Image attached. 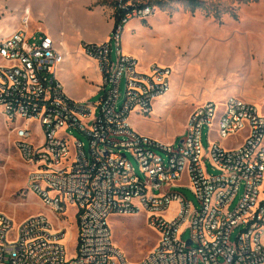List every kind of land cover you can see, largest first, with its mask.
Wrapping results in <instances>:
<instances>
[{"label": "built area", "instance_id": "1", "mask_svg": "<svg viewBox=\"0 0 264 264\" xmlns=\"http://www.w3.org/2000/svg\"><path fill=\"white\" fill-rule=\"evenodd\" d=\"M116 11L121 22L111 42L84 46L103 79L97 103L66 94L58 76L64 56L51 38L28 34L29 10L23 29L0 42V116L15 126L30 188L58 215L77 209L80 231L76 257L69 260L61 243L66 231L54 235L46 217L17 229L0 213V264H130L114 243L110 219L132 214H146L159 234L139 264H264V117L254 104L231 97L223 107L209 102L197 108L179 144L138 134L132 114H153L155 102L171 91L173 72L159 64L142 72L137 59L122 53L126 24L148 20L156 8L118 0ZM206 128H212L209 137L243 134V140L232 149L216 142L208 153ZM69 131L85 136L89 148L81 140L71 143ZM185 177L183 186L195 191L199 206L173 191ZM173 204L176 214L167 220Z\"/></svg>", "mask_w": 264, "mask_h": 264}, {"label": "crops", "instance_id": "2", "mask_svg": "<svg viewBox=\"0 0 264 264\" xmlns=\"http://www.w3.org/2000/svg\"><path fill=\"white\" fill-rule=\"evenodd\" d=\"M109 1L0 0V42L23 29L22 19L29 10L32 21H45L47 24L32 33L27 29L31 37L38 33L51 38L56 50L65 59H71L69 65L76 64L82 76L101 78L97 62L86 58L83 53L85 45L111 42L116 21L115 9L109 7ZM262 25L261 21L258 24L255 21L247 27L242 25L241 19L231 16L220 22L192 12L157 10L146 21L133 19L126 24L122 53L137 59L142 72H148L157 61L164 66L180 68L181 72L185 69L184 75L181 73L180 76L190 78L196 99L205 104L222 102L230 97L249 96L250 88L254 86L263 88ZM60 71L64 74L65 67ZM98 88L99 85H96L88 98L100 100ZM140 117L138 113H133L130 118L134 130ZM136 131L147 135L139 127ZM184 133L185 129L181 135Z\"/></svg>", "mask_w": 264, "mask_h": 264}, {"label": "rangeland", "instance_id": "3", "mask_svg": "<svg viewBox=\"0 0 264 264\" xmlns=\"http://www.w3.org/2000/svg\"><path fill=\"white\" fill-rule=\"evenodd\" d=\"M201 1L206 4V8L198 9L195 13L202 14L209 19L218 21L216 19V12L218 11L219 15H222L221 21L231 16L236 20L241 19L242 25L247 27L255 21L257 24L260 21L264 24V0H256L255 2H247V0ZM117 2L118 0H110L109 7L116 9ZM126 2L133 5L152 6L156 8V11L162 10L169 13L191 12L186 0H127ZM159 13L157 12V14ZM30 21V27L28 28L30 33L40 27L45 28L47 25L45 21H32L31 18ZM262 26L264 27V25ZM40 36L41 34L38 33L33 34V37ZM112 48L113 59L116 60V45L114 43L112 44ZM83 55L89 58L85 51ZM70 60L64 57V62L61 66V68L65 67L64 74L60 71L61 68L59 70V80L68 93H70L71 96L69 97L77 102H84L80 101V99L86 98L87 101L85 103H97L99 101L98 98H88V96L96 88V85H99L100 88L98 89L100 91L103 85L102 75L101 78L97 76H82L78 72L76 64L69 65ZM154 64H159V62L157 61L152 65ZM169 68L173 72L171 77L172 92L158 99V106L156 105L157 101L155 102L154 112L151 116H141L137 120L136 123L138 126H136V130L139 127L147 135L135 131L142 136L152 138L162 144L174 143L178 138L177 143L179 144L183 139L181 133L186 127L188 117L195 109L205 105V103L196 99L195 89L191 84L190 78L180 76L181 73L184 75L185 69H182L181 72L180 68H173L171 66ZM126 87L127 81L124 78L122 81L124 93L126 92ZM249 93V96H242L239 99L254 104L264 117V86L263 88L254 86L250 88ZM227 100L216 102V104L223 107ZM95 114L97 116L99 111L97 110ZM31 128L34 132H38L36 123H33ZM211 129L206 128L203 133V145L208 153L210 152L211 146L216 142H220V145L225 149H232L243 140V134L228 140H221L215 132L209 137ZM68 136L71 138V143L72 140H81L89 148V141L80 132L69 131ZM17 140L15 126L10 122L4 121L0 116V213L12 219L17 229L32 218L38 216L46 217L53 228L52 232L54 235L66 231L65 238L61 243L65 246L68 258L71 260L76 257L80 237L77 209L70 208L67 213L61 216L42 203L41 199L30 188L28 182L29 169L17 150ZM129 158L134 162L137 171L140 173L139 165L131 155ZM209 172L210 174L216 173L211 166L209 167ZM187 181L185 177L173 191L184 195L194 206H199L195 191L183 186L187 184ZM262 194V198H264V184ZM240 198L241 196L237 198L234 205L238 204ZM176 210L177 206L173 204L165 215V219L169 220L170 217L175 216ZM110 225L114 243L130 264H139L152 252L158 243L159 234L149 226L146 214L115 215L110 219ZM240 231V229L236 231L233 236L234 241ZM183 238L185 241H188L191 238V232L187 231Z\"/></svg>", "mask_w": 264, "mask_h": 264}, {"label": "trees", "instance_id": "4", "mask_svg": "<svg viewBox=\"0 0 264 264\" xmlns=\"http://www.w3.org/2000/svg\"><path fill=\"white\" fill-rule=\"evenodd\" d=\"M186 1H187V6L192 13H195L198 9H205L206 8L205 7L206 4L204 2H202L201 0H186ZM255 1L256 0H247V2H255ZM140 6H143V5H140ZM114 17H115V21H116V26H118V24H120V22H121V17L117 11L115 12ZM235 18H237V16H235ZM216 19H218L219 21H221V19H222V15H219L218 11L216 12Z\"/></svg>", "mask_w": 264, "mask_h": 264}, {"label": "water", "instance_id": "5", "mask_svg": "<svg viewBox=\"0 0 264 264\" xmlns=\"http://www.w3.org/2000/svg\"><path fill=\"white\" fill-rule=\"evenodd\" d=\"M189 245L191 246V245H192V243L190 242V243H189Z\"/></svg>", "mask_w": 264, "mask_h": 264}]
</instances>
